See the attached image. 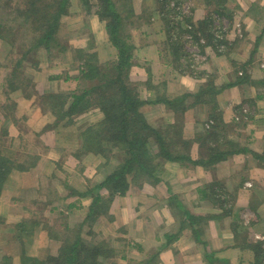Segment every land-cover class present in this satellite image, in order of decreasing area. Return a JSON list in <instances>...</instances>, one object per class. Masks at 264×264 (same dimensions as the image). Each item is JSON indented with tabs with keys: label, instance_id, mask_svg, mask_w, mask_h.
<instances>
[{
	"label": "crops",
	"instance_id": "obj_1",
	"mask_svg": "<svg viewBox=\"0 0 264 264\" xmlns=\"http://www.w3.org/2000/svg\"><path fill=\"white\" fill-rule=\"evenodd\" d=\"M133 1H137V8L140 3H146L143 9L153 19L151 25L143 23L140 28L138 24L134 33L140 38L129 76L130 83L140 92L137 98L143 102L140 111L145 120L154 129L170 131L171 138L178 132L184 139L191 140L188 154L192 161L201 156L197 136L208 132H216L219 141L233 143L238 152L208 168L164 162L157 183L136 187L133 195L138 196V203L133 207L137 226L142 230L135 236L137 239L122 235L123 250L129 254L117 257L116 264H142L146 259L150 260L149 264H264V0H182V11L177 15L179 19L188 18L190 26L185 23L181 31L167 32L176 41L173 49L179 47V56V51H166L172 44L164 43L165 24L161 15L153 11L156 9L154 0ZM137 12L140 19V9ZM82 18L90 19L93 28L92 33L89 30V38L92 37L94 43L89 48L106 45L108 36L97 14ZM204 21L206 24L201 25ZM82 41L77 51L88 49L83 37ZM75 49L70 47V51ZM35 84L39 89L41 83ZM62 84L55 87L46 84L41 89L57 93L61 87L66 89V83ZM16 100L26 108L32 104L37 106L23 96ZM19 112L18 115L32 112L29 116L41 120L38 127L44 129L42 111ZM93 116L97 119L90 122L97 124L101 117L96 113ZM65 134L63 130L57 135L59 142L67 137ZM208 144L214 146L213 142ZM9 176L11 182L4 186L0 199V227L7 229V234L18 224L13 217L20 215L21 222L30 215V211L20 212L18 197L46 202L44 192L41 195L36 192L39 185L45 184L44 173L40 175L33 168ZM64 190L57 188L59 195ZM128 190L127 193L131 188ZM172 197L179 201L176 207L168 204ZM52 204L44 208L42 220L38 219L40 222L33 227L34 232L25 235L29 236L26 242L23 238L22 252L26 257L41 255L45 260L57 257L62 249L63 231L54 229L52 234L59 235L55 238L44 227H62L60 223L52 224L53 219L58 218L57 212L64 211L69 216L72 213L63 206L51 209ZM89 205L90 202L91 209ZM35 208L31 207L32 211H38ZM117 209L121 211L123 207ZM180 209L200 219L190 226L188 219L176 214ZM107 214L109 222L103 221L101 227L110 228L113 223L110 208ZM126 215L127 218L121 215L125 219L117 225L122 233L134 230V221L128 219L129 208ZM178 232L177 238L165 246L164 236ZM37 234L36 240L33 237ZM10 236L14 237L11 233L0 235L3 264H13L15 256H21L17 240ZM89 237L87 242L92 244L94 236ZM134 242L136 247H133ZM36 243L37 248L33 250Z\"/></svg>",
	"mask_w": 264,
	"mask_h": 264
},
{
	"label": "trees",
	"instance_id": "obj_2",
	"mask_svg": "<svg viewBox=\"0 0 264 264\" xmlns=\"http://www.w3.org/2000/svg\"><path fill=\"white\" fill-rule=\"evenodd\" d=\"M98 1L100 2V9L97 7L99 9L96 11L97 16L104 24L112 47L117 49V62L112 65L113 67L107 69V65L101 66L93 63L91 61L93 59L91 54L85 56L79 53L80 51H77L79 61L81 62V66H79L81 78L95 85H90L88 89H81L79 93L74 92L70 95L65 93V95L63 92H57L56 94L49 93L45 97H41L42 100L49 102L57 101L58 106L62 108L61 116L63 118L73 117L77 113H84L94 108H99L103 113L104 119L101 122L90 125L84 131L83 147L85 149L90 147V149L94 150V154L97 156L102 154L107 157V160L119 159L120 164L101 183H98L93 188L96 190L106 189L110 192V196L124 197L128 189L133 185L140 187L142 183H157L159 181L157 176L162 172L164 162L188 163L193 166L208 168L212 164H216L237 153L238 150L232 145L233 143L219 141L220 139L216 132H208L207 134L197 136V140H199L198 149L201 156L196 161H192L188 154L192 145L191 140L184 139L177 132V135L173 139L170 138L172 141H176L169 144L164 138L167 139V135L170 137V131H167L165 136H162L160 131L152 128L146 122L140 111L143 102L138 100V98L129 97V89L124 83V79L129 77L128 69L132 66L129 61L132 56L130 52L132 47L124 42L120 34L121 18L113 11V3L110 0ZM80 2L82 3V1ZM67 3L68 0H0V8L8 10V13L0 19V42L6 47L8 53H11L13 50L21 53L19 59L11 60L14 66L10 74L11 81L12 79H16V75L19 74L18 68L22 61H26L30 56L35 58L36 55L34 54L36 52L41 50L48 53L51 50L64 52L65 48L67 49V46L61 43L64 46L63 49L56 38L58 30L60 31L65 27L64 20L67 14ZM82 5L87 6L86 3H82ZM163 18L166 21V17ZM204 24H206V21L201 25ZM171 37V35H168L169 40ZM21 39H24L25 44L21 43ZM123 69H126V71ZM111 71H113L112 74ZM11 81L7 85L13 89L17 87H26L27 89L30 84L25 79V86L20 83L13 87L14 84ZM231 85L228 84L227 86ZM68 100L70 102H67ZM167 104L170 105L169 103ZM150 139H154L153 142L157 143L156 154L151 153L152 141ZM218 141L221 143H218ZM209 142H213L214 146L209 145ZM116 156H119V158ZM12 166L17 167L16 169H19V172L29 171L33 168L36 169L27 159L22 160L17 157V154L0 146V199L3 197L2 191L4 186L11 182L9 174L12 171ZM62 184L65 186V181ZM36 192L38 195L43 193V186L39 185ZM90 193L91 191H86L85 193L72 191L71 194L66 196V193L59 195L55 190H51L48 194L44 195L47 197L45 203L18 197L17 204L20 207V212L30 211V215L12 227L11 231L13 232V229H16L13 232V238L20 245H17L18 252L21 254L20 258L18 257V264H74L76 259H81L85 255H89V264H102L101 259H110L112 256H115L109 245H104V242L101 241L97 244L88 242L90 245L84 246L80 236L81 227L76 230L77 226L70 228L68 226L69 214H66L64 211H58V218L53 219L55 222L52 223L53 225L60 223L62 227H44L46 230H50L51 235H54L55 238L59 235L57 233L52 234L54 229L63 231V246L56 258L49 257V259L44 260L41 255L26 257L22 252L23 247L21 245L25 233L28 234L33 231L34 225L40 222L38 219H41L43 210L48 204L55 202L65 207L69 197L77 196L84 198L90 196ZM170 199H172L171 202ZM100 200L99 196H93L90 204L92 208L85 220L90 219L95 208L98 209ZM174 203L176 205L178 203L175 197L168 199L169 206ZM33 206L38 211H32L31 207ZM70 206L67 205L65 210H68ZM176 214L188 219L190 226H194V223L200 219L189 212H182V209ZM84 222L86 221L82 223ZM178 234L179 232L165 235V246L170 245L177 238ZM94 241L95 243L97 242L96 240ZM134 246L136 247L137 245L135 244ZM149 262L150 260L146 259L142 264H149Z\"/></svg>",
	"mask_w": 264,
	"mask_h": 264
},
{
	"label": "rangeland",
	"instance_id": "obj_3",
	"mask_svg": "<svg viewBox=\"0 0 264 264\" xmlns=\"http://www.w3.org/2000/svg\"><path fill=\"white\" fill-rule=\"evenodd\" d=\"M80 1H82V3H86L87 6H83ZM110 1L113 3V11L116 14H118L121 18L120 34L122 35L124 42L127 43V45H129L130 47H132V49H130L132 56L129 61L133 65V55H135V51H134L135 46L138 44L137 39L140 38L139 35H136L134 33L138 29V24L140 25V28L143 27L142 26L143 23H148V25H151L153 19L152 17L148 16L146 11H144L143 9L146 6V3L145 4L140 3L139 8H137L138 5L137 1H133V0H129L128 2L125 0H110ZM181 1L182 0L153 1L154 3L153 5L156 8L153 11H157L159 15H161V18L165 24V27H163L164 34H166L167 32L175 34L176 31L177 32L179 30L181 31V28L183 25H185V23L186 25L190 24L188 18L187 20L184 19L186 17L179 19V16L177 15L178 12L180 14V12L182 11V9L180 8L182 5ZM99 5L100 2L98 0H68L66 6L67 14L65 15L66 19L64 20L65 27L60 31L58 30V33L56 34L57 42L63 47V49L64 46L61 43H64V45L67 46V49L65 48L64 52H59L56 50H51L49 53L45 52L44 50L36 52V54H34L36 55L35 58H32L30 56L29 58H27L26 61H22L21 65L18 68L19 74L16 75L18 78L16 77V79H12V81L10 74L14 69V66L12 65L13 63L11 62V60L19 59L21 53H17L16 50H13L11 53H8L6 47L3 46V44H1L0 42V146L4 147V149H7L10 152L17 154V157L22 160L27 159L28 162H30L32 165L36 167L37 173L39 171L40 175L41 173H44L46 175V179L45 181H43L44 183H46L43 186L44 195L48 194L52 190V188H54L57 193H58L57 188H59L60 191H62L63 188H65L63 194L66 193V196L68 194H71L72 191H76L79 193H85L86 191H91L90 193L91 195L88 197L87 196L84 198H80L77 196L74 197L72 196L69 198L67 197L68 199L66 201L67 204L65 206V209L67 205H71L67 211L72 213L69 216L68 222L71 228L73 227L75 228V226H77L75 230L81 227L80 236L83 237L82 243L84 246L90 245L87 242V240L90 239L89 236L91 235L94 236L93 237L94 240L97 241L96 243L95 241H93L92 244H97L100 241L104 242V245L108 244L109 248L113 250L115 256H112L110 259H101L100 261H102V264H108V263L116 264L117 260L119 259L117 257H120L121 255L129 254L127 251L123 250L125 248L124 247L125 245L121 241L123 239L121 238L122 235L125 234L130 239L133 238L137 239L135 236H137L138 232L142 230L141 228H139V226H137L138 218L137 215L135 214V210L133 207V205L138 203V196L133 195L134 190L138 186L133 185L130 187L131 191L128 192L129 194L126 193V196H124L126 199H122V198L118 199L119 198L118 196H110V192L106 189L96 190L95 188H93L98 183H101L104 180V178L111 171H113L115 167H117L120 164L119 159L107 160L106 159L107 157L103 156L102 154H100V156L94 154V150L90 149V147H88V149H85L83 147L84 145L83 133L87 129V127H89L90 125H94L93 122H90V120L97 119L95 116H93V114L96 113L98 115V118L99 116L101 117L97 123L101 122L104 119V115L99 110V108H94L84 113H77L78 115L75 114L73 115V117L63 118L61 116L62 108L58 106L57 101L49 102L47 100L41 99V97H45L47 94L51 93L49 91H45L41 89V86L46 84H49L50 87H55V85L59 86L64 82L66 83L65 85L66 89L62 90L61 87L59 88V92H63L64 94L66 93L68 95L73 94L74 92L79 93L81 89H85V88L88 89L90 85H95L93 83H88L87 81L81 78V73H80L81 69L79 67L81 65V62L79 61L78 58L77 50L79 49L77 48V45L83 43L82 37L85 43L86 42L88 43V49H84L79 53L85 56L91 54V56L93 57L91 61L93 63H96L101 66L107 65L106 66L107 69L113 67L112 65L117 62L118 52L117 49L112 47L109 38L106 45L102 44V45L92 46L91 48H89V45L91 43H94L92 37L89 38L90 36L89 30L92 33L93 28L90 19L87 18L84 19L82 18V16L91 13L97 14L96 11L100 9ZM3 9L4 8H0V19L8 13L7 9L6 10ZM139 9L141 12V14H139L140 19L137 18L138 14H136V12ZM162 15L163 17L167 18V21H164ZM133 37H135V39ZM151 38L153 40L156 39L154 37ZM164 41H165L164 43L172 44L168 46V50L166 51L169 52L173 51V53L175 51H179V47H177V49L176 47L173 49L174 47L173 45L176 46L175 44L176 41L172 40L173 42L172 43L168 39V33L166 34ZM178 42L180 43L179 39ZM21 43L25 44L24 39H21ZM70 47L73 49L75 47L76 49L70 51ZM199 51H201L200 48ZM179 55H180V51L178 52V56ZM82 58L84 59V57ZM134 64L136 65V62ZM130 69H128L129 76H130ZM123 70L126 71V69ZM112 73L113 71H111V74ZM25 79L30 83L27 89L26 87L25 88L17 87L13 89L12 87H9L7 85L9 84L8 82L11 81L12 84H14L13 87H15V85H18L20 83H22L23 86H25ZM36 82L41 83L39 89L37 84H35L34 87V83ZM124 83L129 89L128 96L137 98L140 92L138 91V88L133 87V83L132 84L130 83L129 77L127 79H124ZM52 94H56V93H52ZM18 96H23L25 99L28 98L31 99L32 102H35L37 106L33 107V104L32 106H28L27 108L21 106L22 104L18 100H16ZM67 102L70 101L68 100ZM19 111H42L43 121L44 120L46 121V122L44 121L45 124H43L44 129L40 130V128L38 127L39 123H41V120L36 121L34 117L29 116L32 112H30L29 115L28 114L18 115ZM147 123L150 125L149 122ZM150 126L153 128L152 125ZM63 130L65 131L66 133L65 136L67 137L63 141L61 138L59 142L57 135H61ZM158 131L162 133L161 134L162 136H165L167 132V130H162V131L158 130ZM166 138L167 139L164 138V140L167 143L169 141H172L170 139L171 137H169L168 135ZM150 141H152L151 153L156 154L157 143L153 142L154 139H150ZM15 148L19 150H16ZM116 157L119 158V156ZM46 158L55 159L57 160V162L49 163L48 161L50 160L45 161ZM16 168L17 167L12 166V171L10 174L21 173L19 172V169ZM128 179H130V177H128ZM63 181H65L66 184L65 186L62 185ZM158 186L160 187L162 186V184H159ZM93 196L100 197L101 199L99 201L100 205L98 206V209L97 208L94 209V213L92 214L90 219L85 220L86 216L90 213L88 203L90 202L91 204ZM159 198H161V195L158 196V199ZM175 200L179 202L177 198H175ZM150 202L154 203V200L152 201L150 200ZM49 206L51 209L53 207L55 209L61 208V205H58L57 203H54ZM118 206H122L123 210L120 211V209H117ZM172 206L176 207V203L172 204ZM109 208L110 211L113 212V214H109L112 215L113 223L111 222H110L111 224L109 223L111 225L110 228L104 226L101 227V225L104 224L103 221L109 222V216L107 214V210ZM128 208L130 210V215L128 219L134 221V230L133 231L129 230V232L126 231L122 233L121 230H119L121 228H119V226L117 225L120 222V220L125 219V216L127 218L126 211ZM121 215H125V216L122 217ZM18 217L19 218L13 217V219H15L14 223L20 222L21 220L20 215H18ZM83 221L86 222L82 223ZM15 230L16 229H13V232H15ZM11 231L12 228H10V232H8L7 234V229L0 227V235L1 234L10 235L11 233L14 236V233ZM91 231H93L92 234ZM25 235L27 234L25 233ZM106 235L107 238L105 237ZM27 237L29 238V236H24L25 242L27 241ZM33 238L37 240L38 234ZM54 240L56 241V239ZM135 244L137 243L134 242L133 245ZM16 245H18L17 242ZM36 245L37 243L35 244V246H33L34 247L33 250H36L37 248ZM21 246H24V243H22ZM84 246L82 247L84 248ZM0 247L2 248V246ZM29 253L31 254V252ZM2 255L3 254H1L0 257ZM15 260L16 261H14L13 264H18L19 260L17 256H15ZM1 261L2 260L0 259V262ZM89 262H90L89 255H85L82 256L81 259H76L74 264H89ZM3 263L4 262L2 261L1 264Z\"/></svg>",
	"mask_w": 264,
	"mask_h": 264
}]
</instances>
